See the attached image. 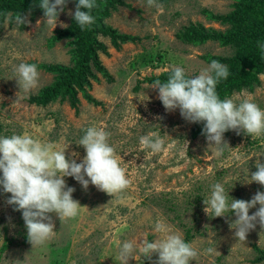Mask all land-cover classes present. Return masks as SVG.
I'll use <instances>...</instances> for the list:
<instances>
[{"label":"rangeland","instance_id":"1","mask_svg":"<svg viewBox=\"0 0 264 264\" xmlns=\"http://www.w3.org/2000/svg\"><path fill=\"white\" fill-rule=\"evenodd\" d=\"M124 1L130 7L119 8L107 22L140 41L124 44L116 51L109 39L102 38L110 56L100 57L113 82L100 76V81H93L89 89L103 104L101 107L88 103L81 95L79 112L68 103L56 102L47 107L30 104V97L55 79L43 69H38L37 86L30 91L20 90L15 80L13 69L20 63L70 65L67 40L51 43V39L70 26L76 9L73 1H66L55 28L46 24L43 16L35 20L27 16L25 28L8 20L0 30V137L28 134L43 144H53L54 150L65 151L67 159L80 163L86 153L78 142L86 129H103L110 134L108 143L129 180L124 190L110 196L91 183L84 190L74 178L64 177L66 186L75 189L72 198L81 208L75 217L61 221L50 214L55 234L35 247L27 239L22 212L7 204L10 194L0 188V248L9 244L0 264H122L118 242L124 241L134 244L128 264H156L158 254L145 258L135 245L142 239L152 242L161 238L162 234L154 231L158 222L198 251L190 264H255V246L264 250L259 224L245 241H239L229 227L236 219L234 214H207L203 200L210 197L215 183H221L232 199L249 201L257 191L264 192V187L256 183H245L256 171L257 158L264 163V133L248 136L231 131L223 137L229 147L217 152L206 138H192L193 123L184 120L179 109L167 112L157 99L158 90L147 81L174 67L183 68L193 78L210 65L206 56L232 57V48L216 42L194 46L176 35L190 23L226 30L227 26L210 20L205 11L230 14L234 1L157 3L162 9L149 6L147 0ZM260 79L262 83L254 91L242 92L251 94L253 102L264 110V74ZM148 134L163 141L159 151L140 144V138ZM256 210L250 209L249 214ZM208 248L217 253L207 254Z\"/></svg>","mask_w":264,"mask_h":264},{"label":"clouds","instance_id":"2","mask_svg":"<svg viewBox=\"0 0 264 264\" xmlns=\"http://www.w3.org/2000/svg\"><path fill=\"white\" fill-rule=\"evenodd\" d=\"M147 4L162 9L156 0H147ZM37 6L43 10L46 24L55 28L60 12L66 7V0H39ZM95 7L96 0H78L74 20L81 29L94 23L91 11ZM8 17H11L10 13ZM26 21L23 14L15 17L18 25H24ZM258 47L264 51V44L258 42ZM13 71L20 90L30 91L37 86L39 72L35 64L20 63L14 66ZM228 75L227 66L213 60L198 76L186 78L183 68L174 67L167 82L157 80L152 85V89L158 90L157 99L167 112L179 109L187 122L203 123L202 134L220 153L229 147L223 139L228 131H235L237 135L243 132L248 136L264 133V110L253 102L251 94L241 92L223 100L217 94V83L227 79ZM109 135L103 129L87 128L78 142L86 153L80 163L67 159L65 151L54 150L53 144H43L28 134L0 137V188L5 194H10L7 204L13 206L14 211L22 212L27 239L33 247L43 245L55 234L50 214L54 213L61 221L75 217L81 208L79 202L72 198L75 189L66 186L64 177L74 178L84 190L91 183L110 196L128 186L125 170L120 166L115 149L108 143ZM154 136H142L140 144L159 151L163 141L153 139ZM255 168L245 183L264 187V163L259 158ZM229 198L221 183L213 184L210 197L203 200L204 211L207 214L211 212L214 217H226L228 212L234 214L236 219L229 227L235 230V238L239 241H245L257 224L261 234L264 233V192L257 191L249 201L230 198L229 202ZM254 208L257 210L250 215V209ZM154 231L162 234L161 238L152 242L142 239L135 245L145 258L150 259L156 253V264H190L198 256V251L191 244L163 223L158 222ZM118 247L122 264H128L134 251L133 242H118ZM205 252L217 253L213 248Z\"/></svg>","mask_w":264,"mask_h":264},{"label":"trees","instance_id":"3","mask_svg":"<svg viewBox=\"0 0 264 264\" xmlns=\"http://www.w3.org/2000/svg\"><path fill=\"white\" fill-rule=\"evenodd\" d=\"M67 1V0H66ZM77 4L78 0H71ZM176 0H156V3L168 5ZM234 10L227 15H214L206 12L205 15L213 21L227 26L226 30L207 28L201 23H190L184 26L176 35L180 41L194 46L208 42H216L221 47L232 48V57L206 56L208 62L218 61L227 66L229 75L227 79H221L216 85V92L223 100L230 98L234 93L242 91H254L262 81L260 76L264 74V51L258 47V42L264 44V0H233ZM39 0H0V30L3 29L6 20L15 22L17 14L30 16L35 20L43 16V10L37 5ZM96 5L91 15L94 23L81 29L75 22L65 30H59L51 39V43L67 40L70 46V65L35 64L37 69H43L55 76L53 83L44 87L39 93L29 99V103L38 107H47L52 103H68L76 112L81 105L80 95L94 106H103L90 93L93 81L99 82V77L113 82L106 67L103 65L100 55L110 56L109 47L102 40L109 39L112 48L120 51L127 43H137L140 38L125 34L110 25L107 20L121 7H130L124 0H96ZM83 10V9H82ZM11 17H8V14ZM26 24H21L25 28ZM172 75V70L159 76L147 79L153 85L157 80L167 82ZM186 78H191L186 75ZM203 123H193L191 136L193 139L206 138L202 134ZM231 131L224 133L230 135ZM9 243V242H8ZM9 248L4 244L0 248L1 255ZM258 257L255 264H264V250L255 246ZM148 263V262H147Z\"/></svg>","mask_w":264,"mask_h":264}]
</instances>
